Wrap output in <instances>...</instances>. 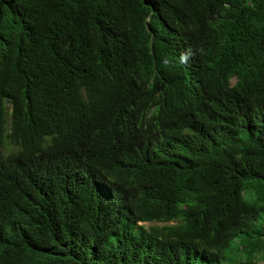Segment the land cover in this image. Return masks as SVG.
I'll return each mask as SVG.
<instances>
[{
  "label": "trees",
  "instance_id": "obj_1",
  "mask_svg": "<svg viewBox=\"0 0 264 264\" xmlns=\"http://www.w3.org/2000/svg\"><path fill=\"white\" fill-rule=\"evenodd\" d=\"M9 136L0 264H264V0H0Z\"/></svg>",
  "mask_w": 264,
  "mask_h": 264
},
{
  "label": "clouds",
  "instance_id": "obj_2",
  "mask_svg": "<svg viewBox=\"0 0 264 264\" xmlns=\"http://www.w3.org/2000/svg\"><path fill=\"white\" fill-rule=\"evenodd\" d=\"M181 61H184L183 57ZM235 81L236 77L233 78V82ZM8 111L10 112V109ZM9 124L10 116L7 119V131ZM45 147L46 154L35 166L31 184L33 185L34 193L44 194L52 200H56L60 197L63 198L75 188L78 178V168L71 160L59 156L49 143H46ZM20 150L21 146L13 142L9 136V138L2 140L0 145V159H9ZM49 205H52V202ZM152 223L155 224V222Z\"/></svg>",
  "mask_w": 264,
  "mask_h": 264
},
{
  "label": "bare ground",
  "instance_id": "obj_3",
  "mask_svg": "<svg viewBox=\"0 0 264 264\" xmlns=\"http://www.w3.org/2000/svg\"><path fill=\"white\" fill-rule=\"evenodd\" d=\"M5 125V124H4ZM6 129V128H5ZM4 133L6 134V132L4 131ZM8 133H10L9 131H8ZM57 202V201H56Z\"/></svg>",
  "mask_w": 264,
  "mask_h": 264
},
{
  "label": "rangeland",
  "instance_id": "obj_4",
  "mask_svg": "<svg viewBox=\"0 0 264 264\" xmlns=\"http://www.w3.org/2000/svg\"><path fill=\"white\" fill-rule=\"evenodd\" d=\"M152 224H154V223H152Z\"/></svg>",
  "mask_w": 264,
  "mask_h": 264
}]
</instances>
